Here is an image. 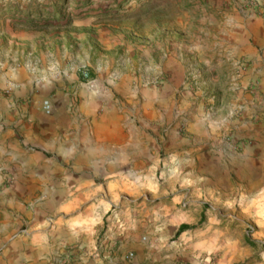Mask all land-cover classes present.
<instances>
[{
	"label": "rangeland",
	"instance_id": "obj_1",
	"mask_svg": "<svg viewBox=\"0 0 264 264\" xmlns=\"http://www.w3.org/2000/svg\"><path fill=\"white\" fill-rule=\"evenodd\" d=\"M0 66L90 83L124 111L149 102L150 165L108 168L75 253L48 264H264V186L211 172V149L241 152L253 139L232 134L264 122V0H0ZM14 185L0 168V256L38 230L34 196L8 204Z\"/></svg>",
	"mask_w": 264,
	"mask_h": 264
},
{
	"label": "crops",
	"instance_id": "obj_2",
	"mask_svg": "<svg viewBox=\"0 0 264 264\" xmlns=\"http://www.w3.org/2000/svg\"><path fill=\"white\" fill-rule=\"evenodd\" d=\"M40 71L34 66L24 70L0 66V168L10 169L15 180L14 199L8 204L16 206L15 197L34 196L37 200L29 213L38 221V230L29 239L14 238L5 244L3 264H48L75 253L70 247L88 229L80 220L90 211L89 199L107 169L120 173L127 165H150L152 136L146 133L144 117L149 102L124 111L90 83L58 80L53 71L44 75ZM239 128L242 132L232 134L229 146L244 137L253 140L240 142L241 152H228L223 146L211 149L219 153L211 172L218 182L226 168L225 172L245 177L252 188H262L264 122L248 120ZM147 155L145 163L147 158L140 157ZM176 200L163 204L170 215L180 212ZM194 211L192 217L181 213L178 230L200 221L203 210ZM67 212L76 216L62 218ZM48 213L57 214L55 220L47 218ZM9 227L4 225L3 231Z\"/></svg>",
	"mask_w": 264,
	"mask_h": 264
},
{
	"label": "trees",
	"instance_id": "obj_3",
	"mask_svg": "<svg viewBox=\"0 0 264 264\" xmlns=\"http://www.w3.org/2000/svg\"><path fill=\"white\" fill-rule=\"evenodd\" d=\"M187 228H189V225H181V227L179 228V230L177 231V235H179L181 232H183L184 230H186Z\"/></svg>",
	"mask_w": 264,
	"mask_h": 264
},
{
	"label": "built area",
	"instance_id": "obj_4",
	"mask_svg": "<svg viewBox=\"0 0 264 264\" xmlns=\"http://www.w3.org/2000/svg\"><path fill=\"white\" fill-rule=\"evenodd\" d=\"M85 75L87 76L88 74L86 73ZM50 106H51V105H50V102L46 100V101L44 102V107H45V109H46L47 111L50 110Z\"/></svg>",
	"mask_w": 264,
	"mask_h": 264
}]
</instances>
